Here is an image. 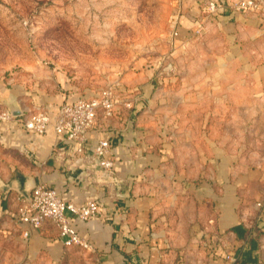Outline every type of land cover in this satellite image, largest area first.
<instances>
[{"label": "crops", "instance_id": "obj_1", "mask_svg": "<svg viewBox=\"0 0 264 264\" xmlns=\"http://www.w3.org/2000/svg\"><path fill=\"white\" fill-rule=\"evenodd\" d=\"M186 16L205 13L208 1L222 33L264 42V19L236 11L232 0H181ZM77 97L48 98L36 111L55 115ZM33 113V112H32ZM27 114L0 122V264H264V161L241 169L216 150L210 165L173 160L165 132L134 124L126 115L98 114L83 151L49 126L36 134ZM110 143L100 165L94 146ZM45 183L64 201L96 200L99 213H67L89 246H68L50 219L34 227L20 217L34 187Z\"/></svg>", "mask_w": 264, "mask_h": 264}, {"label": "rangeland", "instance_id": "obj_2", "mask_svg": "<svg viewBox=\"0 0 264 264\" xmlns=\"http://www.w3.org/2000/svg\"><path fill=\"white\" fill-rule=\"evenodd\" d=\"M181 0H0V112L111 88L115 114L165 132L173 160L264 161V42ZM0 122H7L1 121ZM143 126V127H144Z\"/></svg>", "mask_w": 264, "mask_h": 264}, {"label": "built area", "instance_id": "obj_3", "mask_svg": "<svg viewBox=\"0 0 264 264\" xmlns=\"http://www.w3.org/2000/svg\"><path fill=\"white\" fill-rule=\"evenodd\" d=\"M229 5L236 11H251L264 19V0H232ZM218 10L219 5L215 1H208L205 5V12L208 14L215 15ZM115 104L113 90L106 88L97 95L79 97L60 104L54 116L46 111L30 113L24 122L26 128L36 134H44L52 123L57 134L65 135L67 140L74 141L77 144V150L82 152L84 135L96 124L98 114L102 112L110 116ZM12 118L9 111L0 112L1 121H10ZM109 149V141L103 139L94 146L93 151L100 158L101 166L112 169L113 160L106 158ZM99 210L96 200H89L85 205H76L73 202L64 201L55 189L42 183L33 188L30 200L20 208V217L34 227L50 219L59 227L60 234L66 237V245H80L87 248L88 241L71 226L67 213L87 219L99 213Z\"/></svg>", "mask_w": 264, "mask_h": 264}, {"label": "water", "instance_id": "obj_4", "mask_svg": "<svg viewBox=\"0 0 264 264\" xmlns=\"http://www.w3.org/2000/svg\"><path fill=\"white\" fill-rule=\"evenodd\" d=\"M10 113H11L12 117H19V116L23 115V112L20 109H18V107H15V106H12L10 108ZM31 194H32V192H31ZM31 194L28 196V200H30Z\"/></svg>", "mask_w": 264, "mask_h": 264}]
</instances>
